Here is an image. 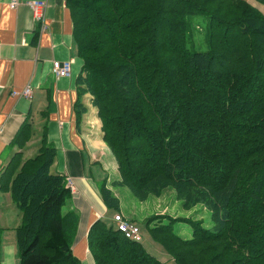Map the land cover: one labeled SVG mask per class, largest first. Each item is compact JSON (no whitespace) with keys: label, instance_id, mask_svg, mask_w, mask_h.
<instances>
[{"label":"trees","instance_id":"1","mask_svg":"<svg viewBox=\"0 0 264 264\" xmlns=\"http://www.w3.org/2000/svg\"><path fill=\"white\" fill-rule=\"evenodd\" d=\"M66 6L82 62L77 122L88 112L81 98L90 95L118 184L140 201L172 188L185 210L201 205L211 213L214 228L206 230L202 221L152 217L145 223L152 239L176 264H264V15L245 0ZM195 18L206 20L205 52L190 48L204 41L194 33ZM32 136L26 121L10 143L20 151L0 174V192L21 214L19 264H82L72 249L79 216L64 210L72 192L51 172L56 150L43 135L38 153L23 160ZM99 192L117 212L106 182ZM110 223L98 220L88 233L95 264H162L142 240L127 239ZM176 223L188 224L192 237L177 235Z\"/></svg>","mask_w":264,"mask_h":264},{"label":"crops","instance_id":"2","mask_svg":"<svg viewBox=\"0 0 264 264\" xmlns=\"http://www.w3.org/2000/svg\"><path fill=\"white\" fill-rule=\"evenodd\" d=\"M11 1L0 0V174L20 151L10 144L15 134L24 122H32L33 136L22 150L23 160L38 153L45 135L48 145L56 150L51 172L66 180L71 178L75 186L65 206V211L74 210L79 216L73 253L82 264H95L88 248L92 225L98 220L113 222L117 213L129 217L124 214L126 207L138 204L118 185V167L109 148L106 150L103 144L102 134L87 125L88 121L95 120L100 127L96 110L91 108L78 125L75 106L79 99L77 79L82 73V62L66 0H19L15 9L10 7ZM34 1L46 4L43 21L36 20L28 6ZM245 1L264 15L263 5L255 0ZM54 61H71V75L56 80L52 73ZM28 86L32 89L31 98L13 97L14 91L22 92ZM90 98V95L81 98L89 108ZM45 110L49 112L46 120L41 115ZM103 182L119 199V212L109 210L100 197ZM20 224L21 214L10 194L0 192L3 241L4 235ZM16 255L13 245L6 246L1 264H19Z\"/></svg>","mask_w":264,"mask_h":264},{"label":"rangeland","instance_id":"3","mask_svg":"<svg viewBox=\"0 0 264 264\" xmlns=\"http://www.w3.org/2000/svg\"><path fill=\"white\" fill-rule=\"evenodd\" d=\"M194 24V33L197 34L196 36L199 37V35L204 36L203 42H193L190 44V48L194 52H205L208 49V44L205 41V35H206V20L204 18H195L193 20ZM198 25V26H196ZM199 27L201 30H199ZM202 37V36H201ZM86 104V103H85ZM87 106V105H85ZM89 114V110L91 108L94 109L92 104H90V108L87 106ZM85 115V116H86ZM98 119V118H97ZM99 126L96 125L95 120L88 121L87 125L94 131L101 132V122L98 119ZM106 150H108L107 145L103 142ZM24 155V154H23ZM119 182L121 181L120 174L118 172ZM71 179V178H68ZM72 181V180H71ZM119 186L120 183L118 184ZM128 194H130L133 201L138 204L136 207L135 205H128L126 207V210L124 212L125 215H129V217H124L122 214V217H124L123 220L134 224L135 226L139 227L141 230V237H142V245L145 248V250L154 258H156L159 262L162 264H176L172 257L166 252V250L157 242H155L152 237L150 236V233L148 231V228L146 227V221L152 217L159 216V215H166L170 218H189L193 221H202V227L206 229H213L214 223L212 221L211 213L205 209L203 206L198 205L195 208L191 210H185L182 207V202L177 200L176 192L172 188H166L163 190L162 194L160 196H149L146 200L140 201L136 199V197L133 195L131 190L127 187L121 186ZM112 192V191H111ZM113 193V192H112ZM114 194V193H113ZM115 196V194H114ZM116 197V196H115ZM117 198V197H116ZM118 199V198H117ZM131 200V199H130ZM129 200V201H130ZM119 201V199H118ZM140 204H144L142 207ZM14 206L16 208V205L14 203ZM66 210V208H64ZM119 210H120V201H119ZM119 210L117 212H119ZM114 212V211H112ZM111 212V213H112ZM119 213H117L118 215ZM146 214V215H145ZM116 215V214H115ZM114 215V216H115ZM113 216V217H114ZM110 222V221H108ZM158 221L154 222V225L157 224ZM163 223H168L167 219L164 220ZM113 226H116L115 223ZM153 226V225H152ZM12 231H9L10 233H6L4 235V241L3 236L1 235V259L2 254L5 251L6 246L13 245L15 247L16 256L19 262V255H18V247H17V240H16V230L10 229ZM174 232L179 235L182 239H190L192 237L193 229L186 223H176L174 225ZM3 233V232H2Z\"/></svg>","mask_w":264,"mask_h":264},{"label":"built area","instance_id":"4","mask_svg":"<svg viewBox=\"0 0 264 264\" xmlns=\"http://www.w3.org/2000/svg\"><path fill=\"white\" fill-rule=\"evenodd\" d=\"M19 4V0H12L10 3V7L12 9H15ZM28 6L33 11L35 19L38 21H43L45 18L44 11L46 9V4L44 2L40 1H34L29 2ZM71 69H72V62L71 61H65V62H59L54 61L52 64V73L56 80H59L61 78H66L71 75ZM13 97H24V98H31L32 96V89L31 87H26L22 92L14 91L12 93ZM67 187L70 189L71 192H75V186L71 179H67ZM124 217L120 214H116L113 217V222L116 223L117 229L122 232V234L125 235L127 239L133 240V241H141V232L139 227L137 225L131 224L125 220H123Z\"/></svg>","mask_w":264,"mask_h":264}]
</instances>
